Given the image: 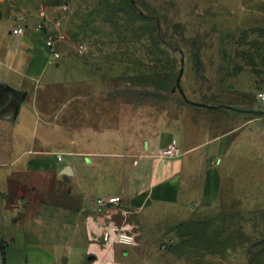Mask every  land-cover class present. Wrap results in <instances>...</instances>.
Returning <instances> with one entry per match:
<instances>
[{
  "label": "rangeland",
  "instance_id": "obj_1",
  "mask_svg": "<svg viewBox=\"0 0 264 264\" xmlns=\"http://www.w3.org/2000/svg\"><path fill=\"white\" fill-rule=\"evenodd\" d=\"M0 13L33 34V51L41 46L50 57L51 40L59 54L52 64L70 69L34 96L57 125L63 167L74 154L86 165L83 149L69 153L73 127L78 138L100 135L98 155L120 162L123 176L148 147L162 155L171 137L200 148L202 174L222 173V193L210 202L139 214L121 200L96 209L103 224L84 244L81 228L69 243L72 192L83 182L63 180L60 168L44 173L25 184L34 191L20 215L57 235L56 264H264V116L255 112L264 0H3ZM109 226L132 243L105 239Z\"/></svg>",
  "mask_w": 264,
  "mask_h": 264
},
{
  "label": "crops",
  "instance_id": "obj_2",
  "mask_svg": "<svg viewBox=\"0 0 264 264\" xmlns=\"http://www.w3.org/2000/svg\"><path fill=\"white\" fill-rule=\"evenodd\" d=\"M2 18L0 13V264H56L51 250L57 235L48 234L44 222L20 213L27 208L25 198L34 191L25 184L41 181L44 173L61 171L65 157L57 125L44 119L34 96L58 83L61 69L67 77L71 72L58 62H49L45 48L33 51V34H13L12 24ZM74 133L69 127V153L81 148L88 156H84L86 165L80 164L78 155L69 157L73 170L69 181L83 182L79 193L72 192L76 203L69 208V243L77 228L83 232L84 244L103 224L96 214L98 197L118 196L130 213L139 214L182 201L210 202L222 193L220 169L205 167L202 174V152L185 140L177 142V152L171 157L154 154L148 147L134 160L129 175L123 176L120 162L112 158L109 165L98 155L105 147L100 135L91 139ZM7 198L17 199L8 202ZM62 264L74 263L66 259Z\"/></svg>",
  "mask_w": 264,
  "mask_h": 264
},
{
  "label": "built area",
  "instance_id": "obj_3",
  "mask_svg": "<svg viewBox=\"0 0 264 264\" xmlns=\"http://www.w3.org/2000/svg\"><path fill=\"white\" fill-rule=\"evenodd\" d=\"M23 31V27L14 28L12 30L13 34H20ZM47 48L50 49L51 55L49 57V62L55 61V59L59 56V54L55 51L53 47V42L51 40H47L46 42ZM256 101L258 104V109L264 112V85L257 91L256 93ZM264 116V113L262 114ZM177 152V140L175 138H171L168 144L161 150L163 156L171 157L174 156ZM58 160H62V157L58 155ZM120 198L118 196H107V197H99L96 200V207L98 210H105L115 205H119ZM114 237L113 240L115 242L129 245L132 243V236L125 234L119 230V228L115 226L107 227L104 238L108 239Z\"/></svg>",
  "mask_w": 264,
  "mask_h": 264
},
{
  "label": "water",
  "instance_id": "obj_4",
  "mask_svg": "<svg viewBox=\"0 0 264 264\" xmlns=\"http://www.w3.org/2000/svg\"><path fill=\"white\" fill-rule=\"evenodd\" d=\"M174 90H175V87L173 88V91H174ZM255 112L258 113V114H263V113H264V112L261 111V110H256ZM60 173H61V176H62V179H63V180H65V181L69 180V176H71V175L73 174V170H72L71 165L66 164V165L61 169ZM89 258H91V256H90ZM62 262L65 263V262H66V259H63Z\"/></svg>",
  "mask_w": 264,
  "mask_h": 264
},
{
  "label": "trees",
  "instance_id": "obj_5",
  "mask_svg": "<svg viewBox=\"0 0 264 264\" xmlns=\"http://www.w3.org/2000/svg\"><path fill=\"white\" fill-rule=\"evenodd\" d=\"M1 253H2V255H4V250H3L2 246H1Z\"/></svg>",
  "mask_w": 264,
  "mask_h": 264
}]
</instances>
